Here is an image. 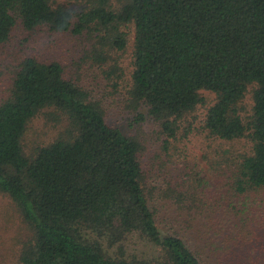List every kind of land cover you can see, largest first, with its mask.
<instances>
[{"label": "trees", "instance_id": "16d2710c", "mask_svg": "<svg viewBox=\"0 0 264 264\" xmlns=\"http://www.w3.org/2000/svg\"><path fill=\"white\" fill-rule=\"evenodd\" d=\"M77 1L0 0V45L16 28L49 26L86 37L88 57L118 68L132 25L129 107L148 108L171 138L212 91L205 128L248 148L218 180L199 182L198 202L170 210L198 199L170 184L159 199L141 138L110 124L61 62L24 59L0 101V195L27 231L18 264H264V0ZM41 114L58 134L27 154L24 135ZM133 236L154 254L131 253Z\"/></svg>", "mask_w": 264, "mask_h": 264}, {"label": "rangeland", "instance_id": "374dc122", "mask_svg": "<svg viewBox=\"0 0 264 264\" xmlns=\"http://www.w3.org/2000/svg\"><path fill=\"white\" fill-rule=\"evenodd\" d=\"M58 3L83 5L77 0H57ZM129 42L124 51L119 52L118 68L111 62L99 65L87 56L89 47L86 37L73 35L70 31H54L49 26L27 31L21 27L13 30L9 40L0 45V101L11 88L13 78L21 61L36 57L42 61L61 62L69 75L79 78L88 86L92 94L101 99L107 109V120L127 134L141 138L144 150L141 158L149 183L156 187V194L164 203V190L170 184L194 195L197 201L187 197L178 206H189L202 197L199 182L216 179L224 174L225 162L238 151L247 149L246 141L229 142L213 137L205 128L208 108L215 102L216 94L201 90L206 103L198 105L178 121L175 137H167L160 123L148 113V108L132 110L127 101V90L134 69L133 44L134 27H128ZM252 95L247 94L244 104L251 108ZM143 114V120L140 118ZM61 127V126H60ZM56 127L44 115L30 121L24 135V149L34 153L38 147L49 144L56 138ZM167 138L169 141L167 142ZM185 193V192H184ZM179 198L178 196H176ZM207 201V200H206ZM27 236L22 221L10 205V200L0 195V264H18L19 250ZM128 250L131 253L154 254L156 249L137 236L129 237Z\"/></svg>", "mask_w": 264, "mask_h": 264}]
</instances>
